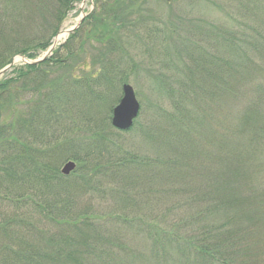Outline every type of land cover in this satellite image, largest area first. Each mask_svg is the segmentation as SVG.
<instances>
[{
    "label": "rangeland",
    "instance_id": "rangeland-1",
    "mask_svg": "<svg viewBox=\"0 0 264 264\" xmlns=\"http://www.w3.org/2000/svg\"><path fill=\"white\" fill-rule=\"evenodd\" d=\"M148 1L144 4L145 8L147 10L152 8L153 12L160 16L163 13L167 15L170 10L167 9L172 8L168 2L165 3V0ZM46 2L49 0H27L24 10L22 8L17 16L12 14L13 21L7 24L6 37L19 33L14 41L10 40L12 46L6 45L5 40L0 39V68L6 65L1 64L4 59L2 57L10 56L9 61H13L11 67L4 72L6 75L13 67H21L26 63L22 56L30 59L40 57L52 43L57 33L52 32L51 24L54 16L44 11L53 10L54 7L47 6L44 4ZM137 2L139 4L140 0ZM172 2L174 4L172 12L178 17L170 19L173 23L168 22L167 29L163 30L164 27L162 28L160 22L146 19H143L146 23H137L133 26V22L128 21L134 17L132 14L126 18L127 21L123 20L124 27L116 31L114 40H110L111 44L90 36L86 38L88 43L84 46L86 51L83 53V58L74 57L75 61H70L71 64L72 62L79 64L75 67L74 74L86 75L87 80L84 81L83 86L76 87L78 90L71 94L68 101L64 98L65 102L67 101L65 107L53 114L61 122L50 125L49 130L53 131L52 137L59 139L55 141L51 137V142H61L63 147H70L67 148L68 151L62 152L58 161L59 170L61 171L68 160H73L76 163L75 168L64 175L77 178L79 170L76 168L81 160L86 162L88 159L92 162L94 161L92 158L98 153L106 159L109 157L112 160H126L127 166L122 165L117 173V180L114 179L117 190L114 192L107 190L112 186L111 184H114L113 180L105 181L101 186V190L107 192L108 197L110 195L114 198L110 204L108 203L110 206L133 208L132 210L146 211V213L167 212L171 208V213H168L169 221L175 218L174 228L179 233L192 237V229L197 226L192 214L196 215L199 210H203L202 213L207 211L202 216L203 220L223 219L230 213L228 208L234 203L233 199L238 198L235 208L252 209L255 215L253 230L258 236L257 234H262L261 230H264L263 221L256 222V215L261 213L263 218L264 214V0ZM94 6V0L77 1L60 23L58 30L77 24L82 13L84 18ZM202 19L211 24L213 22L215 26L221 28L223 31L221 34L226 32L222 38L215 41L217 49L225 51L229 49L228 53L233 55H241L244 51L248 59L243 70L252 69V75L247 80L239 77V74L236 76L239 78L235 79L237 85L240 86V82L241 85L247 86V90L242 95L236 93L239 90L237 86L233 88L232 98H226L223 94L221 97H216L215 103L207 100L213 108L209 109L210 104L205 108L202 105V108L198 109L199 113L210 116L209 122L213 126L214 136L206 141L201 138L196 128V93L191 94L184 103L180 104L177 100L179 95L171 92L172 88L175 92L184 90L183 84L188 82L184 70L187 65L185 61H190L185 59L186 55L183 53L179 54V50L191 47L189 49L194 52L196 58L195 27L197 21L205 22ZM91 23L89 18L86 20L87 25H82L81 30L85 32ZM184 24L187 28L191 27L188 32L184 31L186 30ZM182 27L183 30H180ZM117 33L122 35L119 42ZM167 33L170 34L168 38ZM182 34L185 35V46L182 44V38L179 37ZM68 36L69 34L62 36L59 44L55 46L59 47L58 54L63 57H65V49L61 45ZM80 36L86 37L82 34ZM45 40L50 44L44 48L40 42ZM78 41L79 39L74 44L75 48L78 46ZM30 45L34 47L30 48ZM26 47L30 48L26 51L34 52L31 57L20 51ZM102 50L107 58L115 62V72L102 73L101 65L92 61V56L98 55ZM213 50L216 51L215 48ZM235 61L236 59L234 63ZM91 73L96 78L97 75L104 78L101 79L102 81L90 83V76H93ZM242 75L246 76L245 72H242ZM208 81H213V78H208L205 83L207 84ZM123 82L133 86L140 103L134 123L128 129H119L111 123L112 108L122 96ZM166 87L171 90L166 91ZM176 100L179 104L177 106ZM249 104L258 107L255 108L251 118V128L242 129L244 124L240 118L241 112ZM184 105H186L185 110L181 111L180 108L182 109ZM223 124L227 129H224ZM199 126L202 127L203 124L200 123ZM105 139L109 140L110 144L107 148L103 146L102 140ZM78 150L81 154L79 159L70 156V151ZM158 154L165 160L167 158L173 160L172 164L164 166L160 164L159 167L155 166L156 168L141 164L143 160H150ZM103 164L101 161L102 171L105 169ZM100 176L101 173L98 171L95 177ZM79 182L80 178L72 181L68 190L78 197L75 205L76 208L81 209L88 206L85 200L87 198L83 196L89 195L90 190H85L86 188L81 187ZM105 206L106 204L99 205L96 202L92 205L98 209ZM168 214L165 213L167 216L162 218V224L167 228L170 227L166 224ZM179 217L183 219L179 221ZM200 219L201 216L198 218V223L201 222ZM104 229H107V226ZM243 230L246 231L247 228ZM260 237L261 235L259 239L256 237V240L259 244L264 243V237ZM152 241L153 239L145 236L129 237L128 244L136 250L134 255L142 264L151 263ZM107 254L116 258L120 255H115L113 251ZM126 256L131 258L129 254ZM68 264L74 263L69 261Z\"/></svg>",
    "mask_w": 264,
    "mask_h": 264
},
{
    "label": "trees",
    "instance_id": "trees-1",
    "mask_svg": "<svg viewBox=\"0 0 264 264\" xmlns=\"http://www.w3.org/2000/svg\"><path fill=\"white\" fill-rule=\"evenodd\" d=\"M77 1L79 0H49L44 3L54 7L53 10L47 8L48 11H44L54 16L51 24L52 32L58 31L60 23ZM137 1L94 0L95 6L90 13L62 43L65 57L58 54L59 47H55L52 53L40 62L25 63L21 67H13L8 75L6 73L1 75L0 264H68L69 261L74 264H142L134 255L136 250L128 244L131 236L153 239L150 264H264V243L259 244L256 240L260 235L264 237V230H261L262 234L255 235L252 225L255 215L251 208L236 209L235 203L239 201L238 198L233 199L234 203L228 208L230 213L226 211L228 214L223 219L203 220L202 216L207 212L202 213L203 210H199L196 215L192 214L197 226L192 229L193 236L190 237L174 228L175 218L169 221L171 208L167 212L146 213V211L132 210L133 208L109 205L114 198L109 195L110 199H108L107 192H103L101 186L105 181L113 180L114 184H111L112 186L107 190L110 192L117 190L114 179L117 180L121 166H127L126 160H112L109 157L106 159L98 153L92 158L94 160L92 162L88 159L86 162L81 160L76 168L79 170L77 178L65 176L59 170L58 161L62 152L68 151L70 147L67 149L61 145V142H51L53 131L49 130V127L52 123L60 124L61 121L53 114L60 112L71 94L78 90L76 87L83 86L84 81L87 80L86 75L74 74L73 71L79 64L70 63L71 60L75 61L74 57L83 58V53L86 51L84 46L88 43L86 38L92 36L100 39L101 42L111 44L110 40L114 38L116 31L124 27L123 20L127 21L126 18L132 14L134 17L128 21H132L133 26L137 23H146L143 20L146 19L160 22L162 28L164 27L163 30L167 29L168 22L173 23L170 19L178 17L172 12L174 9L172 1L177 0H165V3L168 2L172 8H168L169 13L167 12V15L163 13L162 16L154 13L152 8L151 10L145 8L144 4L148 3V0H140L139 4ZM26 3L27 0H0V39L5 40L6 45L14 41L19 33L16 32L14 36L7 38L5 34L7 24L13 21L11 17L13 13L17 16L22 8L24 10ZM188 3L190 4V1ZM89 18L92 23L84 32L81 30L82 25L84 26ZM205 22L207 24L204 25ZM205 22L196 23V58L194 52L189 49L191 47L179 50V54L183 53L186 55L185 59L191 62L185 61L187 65L184 73L188 80L183 84L185 89L175 92L173 88L171 90L166 87V91L171 90L179 95L176 99L180 104L184 103L191 94L196 93V128L204 141L214 136V130L209 122L210 116L199 113L198 109L202 108V105L205 108L215 103L216 97H221L223 94L226 98H232L233 88L237 86L239 90L236 93L242 95L247 90V86L241 85L240 82V86L237 85L235 81L239 78L236 76L239 74V77L247 80L252 75V69L243 70L248 59L247 53L243 51L241 55H233L228 53L229 49L218 50L215 41L222 38L226 32L221 34V28L215 26L213 22L212 24ZM184 26L185 32L191 29V27L187 28L186 24ZM180 30H183V27ZM81 34L86 37L83 38ZM116 35L119 36L118 38L122 36L120 33ZM169 36L170 34L167 33V38ZM179 37L182 38V44L185 46V35ZM77 39H79L78 46L75 48ZM117 40L119 42L121 38ZM40 43L44 48L50 44L48 40ZM35 44L39 46L38 43ZM31 47L34 45H30ZM30 48H22L20 51L31 57L34 52L26 51ZM102 52L104 51L93 55L92 61L101 65L102 73L115 72V62ZM2 58L4 59L1 64H7L10 60V56ZM234 59H236L235 63ZM56 71L57 73L54 74ZM242 72H245L246 76L242 75ZM91 74L93 76L90 78L94 79H89L90 83L102 81L101 79L104 78L100 75L96 78L93 73ZM210 77L213 81H208L206 84ZM64 98L67 99L66 102ZM177 100L176 106L179 105ZM207 100H211V103L209 104ZM25 104L27 106H24ZM185 107L186 105L182 106L180 110L184 111ZM256 107L258 106L249 104L243 108L240 117L244 124L242 129L251 128L250 122ZM211 108H213L212 104L209 109ZM200 123L203 124L202 127L199 126ZM225 124H223L224 129H227ZM54 140L59 139L55 137ZM102 141L106 148L110 145L109 140ZM70 156L79 159L81 154L79 150L70 151ZM101 161L105 167L103 171ZM172 162L173 160L168 158L165 160L158 154L150 160H143L141 164L159 167L160 164L164 166ZM98 171L101 176L97 178L95 176L98 175ZM78 178H80L79 185L87 191L90 190L89 195L83 196L87 198L85 200L88 206L81 209L76 208L75 205L78 197L68 190L71 182L77 181ZM95 202L106 206L100 209L94 208L92 205ZM165 213H169L166 223L170 225L168 228L162 224V218L167 216ZM200 216L201 222L198 223ZM182 219L178 218L179 221ZM259 220L264 223V214L263 218L261 213L256 215V222L259 223ZM233 221L235 223H232ZM106 226L107 229H104ZM243 228L247 230L244 231ZM112 251L117 256L120 254L119 257H111L107 254ZM123 251L127 253L123 254ZM127 254L131 258H128Z\"/></svg>",
    "mask_w": 264,
    "mask_h": 264
},
{
    "label": "water",
    "instance_id": "water-1",
    "mask_svg": "<svg viewBox=\"0 0 264 264\" xmlns=\"http://www.w3.org/2000/svg\"><path fill=\"white\" fill-rule=\"evenodd\" d=\"M82 1H85V0H82ZM83 16H84V13H82V16L79 19V22H77V24L69 28H65L63 30H58L57 33L55 34V37L52 43L50 44V46L48 47V49L45 51L43 55H41L40 57L34 58V59L26 58L25 56H22V57H24L26 62L31 63V64H36L40 62L41 60L45 59L49 54L52 53V50L59 43V39L62 36H66L67 34H69L70 32H72L74 29L78 27ZM12 62L13 61L6 64L4 67L0 68V77L8 68L11 67ZM121 87H122V96L119 102L112 108L111 123L119 129H128L133 124L134 118L137 116L139 112L140 103L136 97L134 88L130 83L124 82L122 83ZM75 166H76V163L73 160H68L67 163H65L62 166L61 172L63 174H68L75 168Z\"/></svg>",
    "mask_w": 264,
    "mask_h": 264
}]
</instances>
